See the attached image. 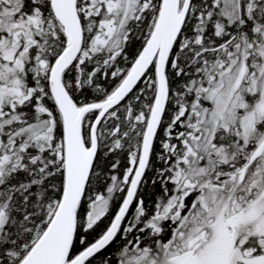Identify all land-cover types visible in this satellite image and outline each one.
<instances>
[{
	"label": "snow or ice",
	"instance_id": "1",
	"mask_svg": "<svg viewBox=\"0 0 264 264\" xmlns=\"http://www.w3.org/2000/svg\"><path fill=\"white\" fill-rule=\"evenodd\" d=\"M0 264H264V0H0Z\"/></svg>",
	"mask_w": 264,
	"mask_h": 264
}]
</instances>
